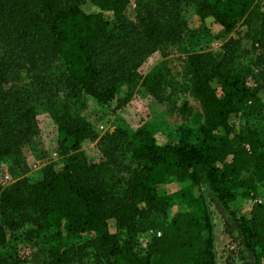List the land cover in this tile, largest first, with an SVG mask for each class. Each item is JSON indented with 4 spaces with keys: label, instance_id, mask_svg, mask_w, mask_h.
<instances>
[{
    "label": "trees",
    "instance_id": "trees-1",
    "mask_svg": "<svg viewBox=\"0 0 264 264\" xmlns=\"http://www.w3.org/2000/svg\"><path fill=\"white\" fill-rule=\"evenodd\" d=\"M130 2L0 0V161L19 160L37 129V105L55 103L50 72L58 61L64 69L60 83L75 96L121 108L138 84L140 64L156 46L172 41L189 14L227 33L245 22L254 56L237 64L241 42L230 40L218 57L188 58L204 116L201 126L187 131L189 140L160 143L143 128L109 136L110 154L120 152L121 158L129 151L136 164L119 191L106 181L108 166L88 164L78 152L94 137L90 127L56 106L52 114L71 153L62 166L44 167L36 182L19 179L0 187V264H24L12 244L20 232L53 244L47 264H67L64 246L72 240H85L123 264H216L207 191L233 219L254 263L264 264V201L254 200L247 216L232 209L251 181L264 183V126L250 125L254 117L264 119V67L254 62L264 51V12L255 0H155L137 29L124 16ZM138 4L146 11L145 0ZM164 78L150 74L142 85L157 94ZM110 154L106 158L114 163ZM173 181L187 183L176 196L193 210L166 222L153 214L167 203ZM151 231L149 256H137L134 238Z\"/></svg>",
    "mask_w": 264,
    "mask_h": 264
},
{
    "label": "rangeland",
    "instance_id": "rangeland-1",
    "mask_svg": "<svg viewBox=\"0 0 264 264\" xmlns=\"http://www.w3.org/2000/svg\"><path fill=\"white\" fill-rule=\"evenodd\" d=\"M124 11L126 20L137 29L148 13L150 3L155 0H145L146 11L140 7L139 0H130ZM256 5L264 12V0H255ZM181 25L175 29L170 42L156 46L143 60L137 69L139 81L131 94L130 100L121 108L112 103L110 107H100L94 100H81L70 89L60 83L64 72L62 64L55 63L50 72L53 100L51 106L48 100L39 102L36 109L37 129L22 146L19 160L12 159L0 161V187L10 186L19 179H26L29 183L40 179L44 167L48 165L62 166L71 153L70 142H63V135L58 131V125L53 117V110L66 107L83 119L92 130L94 137H90L78 151L88 164H105L108 166L106 181L112 191L123 189L133 175L136 164L130 158V152L125 151L119 158L111 153L112 141L109 136L124 131L126 137L131 136L138 129L148 130L160 143H177L181 139L189 140L188 130H196L204 123V116L200 100L192 90V71L188 58L193 54H209L218 57L226 51L227 42L237 40L241 42L238 63H246L251 59V45L253 33L245 22H240L231 33H227L221 26L208 24L206 27L197 22L192 14L187 16ZM260 58L255 57L264 67V51ZM245 56V57H244ZM154 73L163 75L164 83L157 94H152L142 82ZM50 89V88H49ZM123 95H120L122 97ZM264 98V91L262 92ZM50 100V98H49ZM252 127L264 126L262 117L250 120ZM115 157L114 163H109L106 157L109 154ZM108 165H107V164ZM119 164V167H115ZM111 168H110V167ZM8 177V180L5 177ZM244 179L249 173L243 174ZM251 186L240 192L241 197L232 205L233 211L239 216H247L254 200L264 201V183L253 180ZM187 183L173 181L167 185L168 201L154 211L157 216L166 222L172 220L175 214L183 211H192L176 196ZM247 191L248 197L242 195ZM206 204L213 226V241L216 255V264H255L253 256L245 248L243 239L234 226L233 219L224 208L207 191ZM111 232L115 230L110 222ZM149 233L138 234L134 238L133 250L139 257H148L150 250ZM85 240L69 241L64 247L67 264H123L113 262L102 256ZM16 247L15 253L19 255L24 264H47L49 250L53 244H46L41 239H29L25 233H17L16 240L12 242Z\"/></svg>",
    "mask_w": 264,
    "mask_h": 264
},
{
    "label": "built area",
    "instance_id": "built-area-1",
    "mask_svg": "<svg viewBox=\"0 0 264 264\" xmlns=\"http://www.w3.org/2000/svg\"><path fill=\"white\" fill-rule=\"evenodd\" d=\"M5 179L8 180V177L6 176ZM149 234H153V232L151 231V232H149ZM156 235L160 236V233H156Z\"/></svg>",
    "mask_w": 264,
    "mask_h": 264
}]
</instances>
